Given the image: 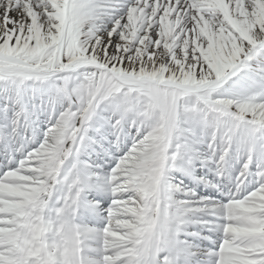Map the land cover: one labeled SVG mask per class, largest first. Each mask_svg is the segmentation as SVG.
Listing matches in <instances>:
<instances>
[{
	"label": "snow or ice",
	"instance_id": "6c2138e0",
	"mask_svg": "<svg viewBox=\"0 0 264 264\" xmlns=\"http://www.w3.org/2000/svg\"><path fill=\"white\" fill-rule=\"evenodd\" d=\"M0 264H264V0H0Z\"/></svg>",
	"mask_w": 264,
	"mask_h": 264
}]
</instances>
